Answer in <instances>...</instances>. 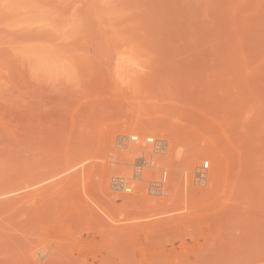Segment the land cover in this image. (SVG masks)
Segmentation results:
<instances>
[{"label": "rangeland", "instance_id": "374dc122", "mask_svg": "<svg viewBox=\"0 0 264 264\" xmlns=\"http://www.w3.org/2000/svg\"><path fill=\"white\" fill-rule=\"evenodd\" d=\"M7 2L0 264H264V0Z\"/></svg>", "mask_w": 264, "mask_h": 264}, {"label": "built area", "instance_id": "2783aa9c", "mask_svg": "<svg viewBox=\"0 0 264 264\" xmlns=\"http://www.w3.org/2000/svg\"><path fill=\"white\" fill-rule=\"evenodd\" d=\"M124 142H126V139H122ZM138 139L134 138L131 139V141H136ZM128 141V140H127ZM148 143H153L156 145L157 151L165 153L166 149V144L161 141L155 142L154 140H149L147 139ZM150 162H145L144 159L140 161V163L137 164L136 169H135V174H134V182H139L141 181L143 177V170L145 166H149ZM209 170V163L204 162L203 165L198 169L196 173V180L199 183H203L207 179V171ZM167 182H168V171H164L162 173L161 179L158 182L153 183L150 186L149 193L153 196H162L166 192V187H167ZM113 188L116 190L123 191L125 193H132L134 186L129 183L126 179L124 178H115L112 183Z\"/></svg>", "mask_w": 264, "mask_h": 264}, {"label": "bare ground", "instance_id": "6f19581e", "mask_svg": "<svg viewBox=\"0 0 264 264\" xmlns=\"http://www.w3.org/2000/svg\"><path fill=\"white\" fill-rule=\"evenodd\" d=\"M153 136H155V135H153ZM134 143H135V142H134ZM131 144H132V143H131ZM137 145H138V143H137ZM130 146H131L130 149L133 148V145H130ZM139 146H140V147H139ZM134 147H135V146H134ZM136 147H137V146H136ZM136 147L134 148L135 150L137 149ZM172 147H173V145H172ZM138 148H140V149L143 148V149H141V150H145L146 148H148V146H146V148H145V147H141V145H138ZM144 148H145V149H144ZM134 149H132V151H134ZM147 150L150 151V148L147 149ZM147 150H145V151H147ZM115 156H116V157H120V158L122 157V158H121V161H123V160H124L123 158H124L125 156H127V155H125L124 157H123V156H120V155H119V156H118V155H115ZM115 156H114V157H115ZM179 156H180V155H179ZM169 157H171V156H169ZM177 157H178V156H177ZM169 159H170V158H169ZM169 159H168V160H169ZM171 159H172V158H171ZM171 159L169 160L170 163H171V161H172ZM113 160H114V158H113ZM118 160H119V158H118ZM152 160H153V159H152ZM155 160H156V162H157V158L154 159L153 163H156ZM116 163H117V162H116ZM153 163L150 164V165L157 166V165H155V164H153ZM114 164H115V162H114ZM156 164H157V163H156ZM159 164L161 165V163H159ZM154 166H153V167H154ZM158 166H159V165H158ZM161 167H162V165H161ZM154 168H156V167H154ZM154 168L152 169V172L149 171V169L146 170V172L148 171V173L151 174V173H153V171H156V170H154ZM157 168H158V167H157ZM150 170H151V169H150ZM124 172L126 173V171H123V173H124ZM146 172H143V173H145L144 176L147 174ZM116 173H117V172H116ZM123 173H122V174H123ZM125 173H124V174H125ZM120 174H121V173H120ZM124 174H123V175H124ZM149 174H148V176H149ZM125 175H126V174H125ZM129 175H130V173L127 171V176L130 177ZM144 176H143V177H144ZM146 176H147V175H146ZM146 176H145V177H146ZM128 177H127V178H128ZM150 177H151V175H150ZM147 178H149V177H146V179H147ZM129 179H130V178H129ZM129 179H128V180H129ZM146 179L143 178L144 181H145ZM143 180H142V181H143ZM129 181H130V180H129ZM131 183H132V185H133V182H131ZM134 185H136V184H134ZM134 190H135V189H134ZM41 252H42V251H41ZM43 255H44V254H43ZM46 255H47V254H46ZM41 257H43V256H41Z\"/></svg>", "mask_w": 264, "mask_h": 264}, {"label": "snow or ice", "instance_id": "6c2138e0", "mask_svg": "<svg viewBox=\"0 0 264 264\" xmlns=\"http://www.w3.org/2000/svg\"><path fill=\"white\" fill-rule=\"evenodd\" d=\"M14 7L16 6L7 2V0H0V11L10 12ZM141 71H143V69H141Z\"/></svg>", "mask_w": 264, "mask_h": 264}, {"label": "clouds", "instance_id": "9594fccd", "mask_svg": "<svg viewBox=\"0 0 264 264\" xmlns=\"http://www.w3.org/2000/svg\"><path fill=\"white\" fill-rule=\"evenodd\" d=\"M183 152V148H180L177 150V156L179 157V155Z\"/></svg>", "mask_w": 264, "mask_h": 264}]
</instances>
